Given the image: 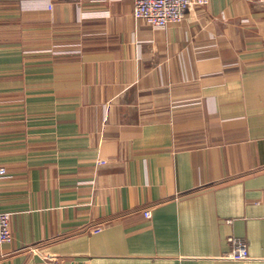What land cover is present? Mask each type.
I'll return each mask as SVG.
<instances>
[{"label": "crops", "instance_id": "obj_1", "mask_svg": "<svg viewBox=\"0 0 264 264\" xmlns=\"http://www.w3.org/2000/svg\"><path fill=\"white\" fill-rule=\"evenodd\" d=\"M0 169V264H264V0H0Z\"/></svg>", "mask_w": 264, "mask_h": 264}, {"label": "built area", "instance_id": "obj_2", "mask_svg": "<svg viewBox=\"0 0 264 264\" xmlns=\"http://www.w3.org/2000/svg\"><path fill=\"white\" fill-rule=\"evenodd\" d=\"M135 20L143 21L154 30H164L170 24L179 23L186 17L191 7H205L210 0H130ZM0 169V175H4ZM145 218H150V211L144 212ZM11 216L0 208V245L12 241L10 224ZM231 250L224 254L225 259L245 260L248 258L247 250L241 240L230 238Z\"/></svg>", "mask_w": 264, "mask_h": 264}, {"label": "rangeland", "instance_id": "obj_3", "mask_svg": "<svg viewBox=\"0 0 264 264\" xmlns=\"http://www.w3.org/2000/svg\"><path fill=\"white\" fill-rule=\"evenodd\" d=\"M0 197H1V195H0ZM6 213V212H5ZM10 215V214H9Z\"/></svg>", "mask_w": 264, "mask_h": 264}]
</instances>
